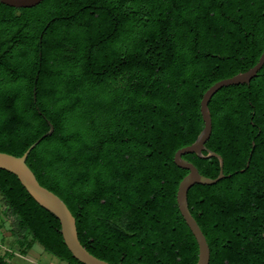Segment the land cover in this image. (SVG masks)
<instances>
[{
  "label": "trees",
  "instance_id": "1",
  "mask_svg": "<svg viewBox=\"0 0 264 264\" xmlns=\"http://www.w3.org/2000/svg\"><path fill=\"white\" fill-rule=\"evenodd\" d=\"M263 50L264 0L0 2V151L23 155L51 120L54 133L27 164L68 205L92 254L112 264H196L198 243L177 203L188 170L174 156L204 127L205 91ZM209 107L206 146L222 155L227 177L191 187L190 210L210 264H264V66L249 84L218 90ZM183 156L220 174L216 157ZM0 194L20 246L30 248V235L83 264L60 220L3 169Z\"/></svg>",
  "mask_w": 264,
  "mask_h": 264
},
{
  "label": "water",
  "instance_id": "2",
  "mask_svg": "<svg viewBox=\"0 0 264 264\" xmlns=\"http://www.w3.org/2000/svg\"><path fill=\"white\" fill-rule=\"evenodd\" d=\"M43 0H0L1 3L16 7H32ZM264 66V50L259 61L246 71L239 72L231 77L221 79L211 85L203 94L200 104V110L204 121V127L196 140L175 153L174 162L177 166L188 170V174L182 179L177 190V203L179 210L193 233L199 248V257L196 264H210L211 248L207 237L199 225L197 219L192 214L189 207L188 193L191 187L196 184L212 185L227 177L224 173V158L221 154L209 149L206 143L211 137L213 131L212 113L209 102L214 94L225 86L249 84L251 80L258 75ZM39 110V109H38ZM40 114L42 112L39 110ZM45 118H47L45 116ZM50 129L47 133L38 138L23 155L17 156L7 152L0 151V169L7 170L15 174L28 193L46 210L54 214L61 222V233L64 241L73 254V256L83 264H112L104 259L92 254L80 241L76 217L65 203V201L50 189L44 187L39 182L35 172L27 164V158L31 151L44 139L55 131V126L51 120L47 119ZM255 144L253 143V146ZM204 152H207L205 154ZM194 153L200 158L216 157L220 161V174L213 178L202 174L199 168L190 160L184 158V154ZM250 160L248 162L249 166ZM242 169L241 172H244ZM230 176V175H228Z\"/></svg>",
  "mask_w": 264,
  "mask_h": 264
},
{
  "label": "rangeland",
  "instance_id": "3",
  "mask_svg": "<svg viewBox=\"0 0 264 264\" xmlns=\"http://www.w3.org/2000/svg\"><path fill=\"white\" fill-rule=\"evenodd\" d=\"M5 204L0 194V255L11 252L6 261L8 264H59L60 259L46 251L39 243L27 237L29 247L20 246L17 237L13 234L15 219L7 216Z\"/></svg>",
  "mask_w": 264,
  "mask_h": 264
},
{
  "label": "built area",
  "instance_id": "4",
  "mask_svg": "<svg viewBox=\"0 0 264 264\" xmlns=\"http://www.w3.org/2000/svg\"><path fill=\"white\" fill-rule=\"evenodd\" d=\"M59 264H69L68 262L66 261H63V260H60V262H58Z\"/></svg>",
  "mask_w": 264,
  "mask_h": 264
}]
</instances>
